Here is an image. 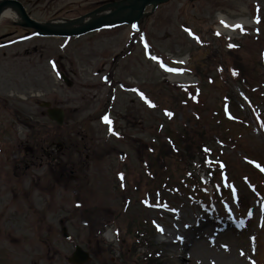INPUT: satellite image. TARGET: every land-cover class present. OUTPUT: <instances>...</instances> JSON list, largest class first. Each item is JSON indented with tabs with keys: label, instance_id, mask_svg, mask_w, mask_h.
<instances>
[{
	"label": "rangeland",
	"instance_id": "1",
	"mask_svg": "<svg viewBox=\"0 0 264 264\" xmlns=\"http://www.w3.org/2000/svg\"><path fill=\"white\" fill-rule=\"evenodd\" d=\"M253 4L258 5L264 13V0H174L162 5L155 13L147 15L140 24L150 38V45L147 47L151 51L143 50L146 45L143 37L131 35L133 31L128 27L65 41L36 38L32 33L27 35L26 31L17 27L16 21L9 18L1 22L0 120L7 125L12 122L13 131L10 133L14 139L11 144L3 142L7 140L8 134L0 139V170L6 181L1 185L4 187L0 186V201L12 203L10 199H13V195L6 187L14 184V196L19 197L16 199L18 202L13 203L24 209L27 205L29 209H33L27 208L30 218L27 223L18 226L20 234L32 238L21 246V250L31 246L30 257L22 252L28 259L39 264H67L68 255L79 245L91 254L89 264H121L131 257L130 264H141L140 255L145 253L144 249L138 250L137 255L129 252L132 255L126 257L120 255L119 245L124 242L127 247L133 246L136 239L128 234L130 220L144 217L148 221H154L158 230L159 227L162 228V231L155 234V241L162 251L165 264H174L175 261L172 258V240L174 245L180 244L177 253L187 256L181 264H264L261 247L264 241V199L250 185L241 187L240 192L244 197V205L250 208L244 214L246 225L241 231H226L225 235L217 232L225 226L222 221H214L209 216L212 212L238 215L241 209L237 207L236 199L222 201L221 209L216 204L211 209L207 202L199 205L186 197L181 198V191H178L165 194L167 200L153 211L146 209L148 179L145 161L149 163L150 159L158 157L159 148H155V152L152 146L161 145L163 140L160 137L164 138L169 128L181 127L180 121L185 119L187 112L191 113L192 102L196 100L188 98L190 103L186 105L181 102V93L191 94L192 97L197 92L201 93L202 104L209 106L205 113L212 125H228L234 131L242 130L239 122L245 115L246 107L243 105L241 109L232 108L235 122L225 120L223 96L228 93V88L224 87L221 77L223 71H217L215 67H225V74L230 76L233 73L230 70L233 58L244 67L251 66L259 58L257 55L263 48L261 39L257 42L253 37H244L240 43L233 45L235 48L241 44V47L235 50L237 55L232 58L216 50L217 47L225 49L228 43L225 39L215 38L213 30L223 35L220 31L223 26L227 27L218 18L227 16L232 21L243 18L241 16L248 18ZM70 10V14L78 12L74 6ZM191 14H195V21L189 22L193 29L188 27L186 21L191 18ZM35 17L43 16L38 14ZM257 29L258 26H255L251 31ZM188 32L193 34L190 36ZM235 32L234 37L227 36L229 40L239 39L247 31L244 34H241L242 30ZM203 40L208 43L212 41V47L203 50L200 47ZM205 56L208 57L206 62L203 61ZM200 60L209 66V69L204 67L208 73L204 74L202 71V75L217 80L213 84L208 85L207 80L204 83L207 86L202 85L203 82L194 77L190 65L199 64L202 68ZM178 61L188 65L185 75L192 76L190 86H186L179 78L168 76L156 64L161 63L166 69L169 66L178 67L179 63H175ZM63 68L74 82L73 87L63 83L60 77ZM230 78L233 79L231 76ZM131 88L138 90L131 92ZM234 90L238 96L242 94L239 88ZM143 93L152 101L151 104L156 105L153 110H148L147 105L139 100L138 96ZM42 100L66 111L63 127H57L47 118L46 112L38 106ZM198 101L201 102L199 97ZM237 102L243 104L240 100ZM173 105H176L174 111L178 114L177 117L171 111ZM107 110L114 121L113 130L103 122ZM22 116H27L40 126L25 128ZM162 121L164 126L160 124ZM64 134L69 135L68 139L74 146L69 152L56 153L61 161L56 162L55 166L51 167L48 162L43 161L46 169L28 167L29 170L14 173L15 168L22 169L31 164L24 148L14 147L16 141L37 139L41 146L46 147ZM259 138L257 130H248L241 144L264 164V146L257 145L260 144ZM28 144L33 146L31 142ZM216 150L217 153L211 157L216 160L225 158L232 165L233 178L240 180L248 169L243 161V150L227 147L225 153L220 145ZM23 155H26L25 158ZM3 159L6 161L3 162ZM57 165H60L61 172L57 171ZM193 167L197 169L199 166L194 164ZM236 167L240 169L237 175L234 174ZM139 173L145 175L143 179L138 176ZM39 174L42 177L39 178ZM175 177L179 178V173L175 172ZM42 178H52L45 183L53 185L56 182L60 192L52 194V189L44 185ZM250 178L252 181L256 180L253 175ZM138 180L141 188L133 191ZM175 185L178 183L173 184ZM125 189L131 195L124 197L121 192H125ZM81 203L83 206L99 207L98 212H93L91 220L98 225L107 226V231L114 234L115 242L112 244H115L117 255H120L118 261L108 250L109 243L105 236L94 226L92 231L85 226L84 214L82 208H79ZM201 216H207L203 223H199ZM202 225L206 228H202ZM27 226L28 231L25 230ZM63 226L68 229L70 240L62 236ZM237 234L239 236L235 237ZM221 237L222 239L211 240ZM178 238H183L184 241L180 243ZM221 244L229 245L231 249L216 250ZM53 251L56 256L48 262L46 256Z\"/></svg>",
	"mask_w": 264,
	"mask_h": 264
},
{
	"label": "bare ground",
	"instance_id": "2",
	"mask_svg": "<svg viewBox=\"0 0 264 264\" xmlns=\"http://www.w3.org/2000/svg\"><path fill=\"white\" fill-rule=\"evenodd\" d=\"M3 18L4 19L5 18H10V19H13V20H16L17 19L15 13L13 11H11L10 9L4 10V12H3ZM236 23H241V24H244V25H248L249 24L248 21L247 20H244V19L243 20H240V21H237L235 23H232V24L234 25ZM183 82H189V80L188 81H183ZM109 240L111 241L112 239H109ZM179 247H180V244L179 243H177L175 245L172 243V250L176 251ZM173 255H174L175 259H176V261H175L176 264H181L182 260H184V258H187L186 255H182V254H179L177 252H174Z\"/></svg>",
	"mask_w": 264,
	"mask_h": 264
},
{
	"label": "snow or ice",
	"instance_id": "3",
	"mask_svg": "<svg viewBox=\"0 0 264 264\" xmlns=\"http://www.w3.org/2000/svg\"><path fill=\"white\" fill-rule=\"evenodd\" d=\"M257 22H259V21H257ZM222 23H223V22H222ZM225 26L227 27V25H225ZM237 27H240V26H237ZM230 47H231V45H230ZM153 59H156V58L153 57ZM162 66H163V65H162ZM165 70H166V71H169V72H174V71H176V69H173V68H166ZM233 74L235 75L236 73L234 72ZM146 102H147V101H146ZM149 105H150L151 107H155V105H152L150 102H149ZM168 115L171 116V113H168ZM104 119H105V122H106V123H111V121H109L107 117H105ZM113 134H115V133H113ZM205 151H208V150L205 149ZM257 167H259V165H257ZM262 170H264V169H262ZM160 230L162 231V229H160Z\"/></svg>",
	"mask_w": 264,
	"mask_h": 264
},
{
	"label": "water",
	"instance_id": "4",
	"mask_svg": "<svg viewBox=\"0 0 264 264\" xmlns=\"http://www.w3.org/2000/svg\"><path fill=\"white\" fill-rule=\"evenodd\" d=\"M141 9H143V8H141ZM40 31H41V33H45V34H55V33H58L56 31L49 30V29H46V28H40ZM62 33L68 34V35H72L73 34V31H64Z\"/></svg>",
	"mask_w": 264,
	"mask_h": 264
},
{
	"label": "flooded vegetation",
	"instance_id": "5",
	"mask_svg": "<svg viewBox=\"0 0 264 264\" xmlns=\"http://www.w3.org/2000/svg\"><path fill=\"white\" fill-rule=\"evenodd\" d=\"M67 13L69 12V11H66Z\"/></svg>",
	"mask_w": 264,
	"mask_h": 264
}]
</instances>
